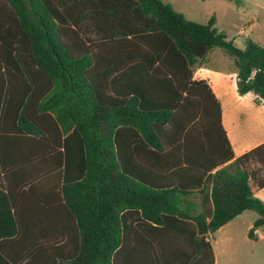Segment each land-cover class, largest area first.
<instances>
[{"label":"trees","instance_id":"trees-1","mask_svg":"<svg viewBox=\"0 0 264 264\" xmlns=\"http://www.w3.org/2000/svg\"><path fill=\"white\" fill-rule=\"evenodd\" d=\"M215 25L162 0H0V264H216L210 237L249 210L257 239L264 144L235 156L194 69L222 49L259 105L264 45Z\"/></svg>","mask_w":264,"mask_h":264},{"label":"rangeland","instance_id":"rangeland-1","mask_svg":"<svg viewBox=\"0 0 264 264\" xmlns=\"http://www.w3.org/2000/svg\"><path fill=\"white\" fill-rule=\"evenodd\" d=\"M186 19L206 24L212 16L216 17V28L223 32L228 40L234 41L241 49L245 47L247 37L253 39L249 30L252 17H257L260 23L264 21L262 13L257 11L256 2L264 0H162ZM247 28V29H246ZM256 32V29L253 30ZM212 58L219 67L233 66V58L222 49L216 48ZM249 171L261 175V169L256 160L247 163ZM254 184V182L252 181ZM261 195H256L264 202ZM260 216L256 211L249 210L218 230L212 241L216 264H264V226L257 229L260 239H250L248 233Z\"/></svg>","mask_w":264,"mask_h":264},{"label":"crops","instance_id":"crops-1","mask_svg":"<svg viewBox=\"0 0 264 264\" xmlns=\"http://www.w3.org/2000/svg\"><path fill=\"white\" fill-rule=\"evenodd\" d=\"M255 7L264 16V2H256ZM258 20L257 17L251 18L252 24L249 26V30L254 34L253 39L264 45V21L260 23ZM254 29L256 32L253 31ZM214 51L215 49L204 63L196 65L194 80L209 82L221 103L223 126L233 152L236 157H240L264 144V101L259 105L256 104V95L252 92L240 95L235 67L217 66V61L212 58ZM4 187L5 181L3 175L0 174V188ZM262 193L264 195V189L260 190L257 195ZM256 237L260 239L257 233Z\"/></svg>","mask_w":264,"mask_h":264}]
</instances>
